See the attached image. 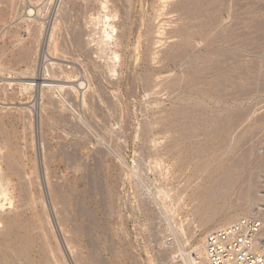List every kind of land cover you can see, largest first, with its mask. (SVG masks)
Segmentation results:
<instances>
[{
	"label": "rangeland",
	"instance_id": "obj_1",
	"mask_svg": "<svg viewBox=\"0 0 264 264\" xmlns=\"http://www.w3.org/2000/svg\"><path fill=\"white\" fill-rule=\"evenodd\" d=\"M8 1L0 46L12 30L24 43L0 56V127L26 144L14 155L64 263L173 264L169 237L201 248L245 218L264 256V0Z\"/></svg>",
	"mask_w": 264,
	"mask_h": 264
},
{
	"label": "bare ground",
	"instance_id": "obj_2",
	"mask_svg": "<svg viewBox=\"0 0 264 264\" xmlns=\"http://www.w3.org/2000/svg\"><path fill=\"white\" fill-rule=\"evenodd\" d=\"M93 1V0H90ZM107 1V0H105ZM116 2L119 0H115ZM121 1V0H120ZM10 7L17 6V0H10L8 1ZM89 2V1H88ZM85 5L89 6H96V4L89 2ZM95 2V1H94ZM123 2V1H122ZM92 3V4H91ZM97 3V2H96ZM4 4V3H3ZM6 4V3H5ZM67 4V3H66ZM107 2H105V5L102 3V5L97 6L98 9H101L102 11L105 9H108ZM66 6L65 4H63ZM68 7L77 8L79 7V0H70L68 2ZM109 5V4H108ZM62 6V5H61ZM62 8V7H61ZM81 8V7H80ZM16 9V8H15ZM68 9V8H67ZM89 9V8H88ZM64 10V8H63ZM66 10V7H65ZM64 10V11H65ZM61 11V10H60ZM99 11V10H97ZM14 12V11H13ZM81 12V11H79ZM90 12V11H89ZM92 12V11H91ZM106 13V11H104ZM28 13V12H27ZM33 10H29V15H32ZM72 13V12H71ZM100 13V11L98 12ZM62 15V14H61ZM95 15V14H94ZM98 15V14H97ZM100 15V14H99ZM66 16V15H65ZM110 14H104V16L100 15L97 20L101 19H109ZM31 17V16H30ZM94 18V17H93ZM24 19V18H23ZM37 20V19H35ZM35 20L31 24V26L28 27L27 31L29 32L28 38L33 41L35 45V41L39 43H42L43 41V32L41 29L35 25ZM67 20V19H66ZM96 20V19H95ZM111 20V19H109ZM74 21V20H73ZM110 22V21H109ZM106 23L107 30L105 31L102 39L103 40H109V41H116L115 35L113 33L117 32L116 28L111 23ZM61 23V22H60ZM104 24V23H103ZM85 27V26H84ZM111 30L109 32L108 30ZM52 31V30H51ZM125 32V30H122ZM68 32V31H67ZM48 34V33H47ZM2 35V33H1ZM63 35V34H62ZM81 35V31H80ZM85 35V34H84ZM123 35V34H122ZM1 40L3 42V45L0 46V56L2 59L7 58L9 53H11V47L9 44H13V42H17L18 46L22 42L21 37L19 36L18 30H12L3 33V36H1ZM41 38V39H40ZM47 38V36H46ZM45 38V39H46ZM50 38V37H49ZM48 38V39H49ZM64 38V37H63ZM78 38H81L78 36ZM77 38V46L79 48H83V43L80 39ZM24 40V39H23ZM27 40V39H26ZM47 40V39H46ZM48 41V40H47ZM61 41V40H60ZM59 42V41H58ZM24 43V42H22ZM52 44V43H51ZM15 45V44H13ZM23 45V44H22ZM60 45V44H59ZM87 45V44H86ZM37 47V46H34ZM53 47V46H52ZM58 47V45H57ZM25 48V47H24ZM30 50V47H28ZM38 48V47H37ZM43 48V47H42ZM20 50V55H17V59L23 58L24 60L29 62V66L33 67L35 66V62L37 61L36 57L32 55L31 52L26 50L23 55H21V49L19 47L18 51ZM24 50V49H22ZM34 50V49H33ZM32 50V52H34ZM45 50V49H44ZM61 50V48L59 49ZM67 50V49H66ZM66 54V52H65ZM96 54V53H95ZM115 57H117V54L114 53ZM68 56V55H67ZM70 56V55H69ZM100 56V55H99ZM45 58V56H44ZM68 58V57H67ZM47 57L44 59L46 60ZM106 59V58H105ZM96 64V63H95ZM99 64V63H98ZM86 65V64H85ZM49 67V66H48ZM1 68V67H0ZM39 68V67H38ZM56 71V70H55ZM58 73V72H57ZM62 73V72H61ZM60 73V74H61ZM34 74V73H33ZM102 74V73H101ZM39 79V78H38ZM91 79V78H90ZM25 80L22 82V85L25 86V88H28L30 86H33V82L31 80L27 81ZM44 83V82H43ZM66 85V84H65ZM79 86H83V83L79 84ZM49 88V85L47 86ZM54 88V87H53ZM59 89H64L63 86L58 87ZM5 92V91H4ZM50 92V91H49ZM52 93V92H51ZM6 96V95H5ZM44 97V96H43ZM42 97V98H43ZM83 101V100H82ZM49 105V104H47ZM102 109V108H101ZM100 109V110H101ZM84 110V109H83ZM19 111V110H18ZM5 112V111H4ZM4 115V114H2ZM1 116V115H0ZM53 116V115H52ZM18 119V118H16ZM61 120V119H60ZM53 125V122H52ZM8 126V125H7ZM55 126V125H54ZM64 126V125H63ZM14 128V127H13ZM29 127H25L24 129H28ZM80 129V128H79ZM60 130V129H59ZM5 131V130H4ZM4 131H2L0 127V264H66L64 263L62 257L60 256L59 250L55 243L52 241V232L49 229V220L45 218L46 215H40L36 213L37 210V195L35 191V180L30 177L29 171L26 169V164H24V160H21L17 158L14 155V152L24 148L26 145H20L16 144L14 146V149L12 150L10 147V142L8 133L6 134ZM26 131V130H24ZM23 132V131H22ZM77 133V132H75ZM17 134V133H16ZM67 134V133H66ZM15 135V134H13ZM22 137V136H21ZM44 138V137H43ZM106 138V137H105ZM22 139V138H21ZM12 140V138H11ZM24 140V139H23ZM22 140V141H23ZM26 142V140L24 141ZM14 144V143H12ZM49 146V145H48ZM81 146V145H80ZM26 147V146H25ZM26 150V149H25ZM65 155V154H64ZM72 156V155H71ZM110 156V155H109ZM119 156V155H118ZM51 158V156H50ZM66 159V158H65ZM74 159V158H73ZM96 160V158H95ZM72 164V162H71ZM73 166V165H72ZM111 167V166H110ZM76 169V168H75ZM246 168L243 167V170ZM80 170V169H79ZM78 170V171H79ZM33 172V171H31ZM244 173V172H243ZM85 174V173H84ZM83 174V175H84ZM40 176V175H39ZM54 176V175H53ZM87 176V175H86ZM56 177V176H55ZM61 179V178H60ZM96 179V178H95ZM58 182V181H57ZM59 183V182H58ZM94 183V182H93ZM108 183V182H107ZM106 183V184H107ZM38 184V183H36ZM56 184V183H55ZM57 185V184H56ZM95 187V185H93ZM91 187V188H94ZM57 188V187H56ZM96 188V187H95ZM57 190V189H56ZM89 190V189H88ZM95 189L91 190L94 191ZM108 190V189H107ZM98 191V190H97ZM87 192V191H86ZM89 192V191H88ZM59 193V190H58ZM57 193V194H58ZM62 193V192H61ZM60 193V195H61ZM66 193V192H65ZM90 193V192H89ZM56 194V195H57ZM63 194V193H62ZM76 194V192H75ZM57 196L58 199H62L63 201L69 202V199L66 200L62 195L61 197ZM71 195V194H70ZM108 195V194H107ZM42 196V195H41ZM40 196V197H41ZM78 196V195H77ZM73 197V196H72ZM119 197V196H118ZM69 198V197H68ZM75 198V197H74ZM42 199V198H41ZM42 202V201H41ZM117 202V201H116ZM11 204V209H7L6 206L8 204ZM54 203V201H53ZM79 203V202H77ZM55 204V203H54ZM53 204V205H54ZM116 204V203H115ZM40 205V204H39ZM44 206V204L42 205ZM41 206V207H42ZM62 206V205H61ZM63 207V206H62ZM44 208V207H42ZM57 208V207H56ZM76 208V207H74ZM48 209V208H47ZM53 209H55L53 207ZM59 209V208H58ZM57 209V211H58ZM65 209V207L63 208ZM62 209V210H63ZM46 210V209H45ZM61 210V209H60ZM61 210V211H62ZM85 210V209H84ZM112 210V209H111ZM47 211V210H46ZM59 211V213L61 212ZM65 211V210H63ZM76 211V210H75ZM77 212V211H76ZM82 212V211H81ZM103 213V212H102ZM65 214V213H64ZM82 215V214H81ZM86 215V214H85ZM88 215V214H87ZM50 217V216H49ZM57 217V215H56ZM68 217V216H67ZM66 217V218H67ZM72 217V216H71ZM85 217V216H84ZM65 218V220H66ZM60 219V220H59ZM111 219V218H110ZM58 221H61L62 224L64 221V218L58 217ZM79 223V222H78ZM61 224V226H62ZM74 226V225H72ZM100 226V225H99ZM102 226V225H101ZM62 229V228H61ZM78 229V227H77ZM80 229V228H79ZM105 229V228H104ZM59 231V230H58ZM78 230L77 232H79ZM54 235V234H53ZM175 237H178L177 234H175ZM67 238V237H66ZM103 238V237H102ZM55 239V237H54ZM68 240V239H67ZM110 241V240H109ZM62 247V246H61ZM70 247V246H69ZM60 248V247H59ZM76 248V247H75ZM109 248V247H108ZM199 248V247H198ZM203 246L201 245V248L199 250H202ZM132 250V249H131ZM112 251V249H111ZM128 251V250H127ZM73 252V251H72ZM75 253V252H74ZM62 255H64L62 253ZM78 255V254H77ZM79 256V255H78ZM77 256V257H78ZM76 258V257H75ZM74 258V260H75ZM66 260V259H65ZM81 260V259H80ZM87 260V259H86ZM96 261V260H95ZM101 261V260H100ZM73 262V261H72ZM79 263V262H78ZM81 263V262H80ZM90 263V262H89Z\"/></svg>",
	"mask_w": 264,
	"mask_h": 264
},
{
	"label": "built area",
	"instance_id": "obj_3",
	"mask_svg": "<svg viewBox=\"0 0 264 264\" xmlns=\"http://www.w3.org/2000/svg\"><path fill=\"white\" fill-rule=\"evenodd\" d=\"M260 229L256 220L245 218L208 233L202 250L175 237H169L164 246L173 251V264H264L255 243Z\"/></svg>",
	"mask_w": 264,
	"mask_h": 264
}]
</instances>
